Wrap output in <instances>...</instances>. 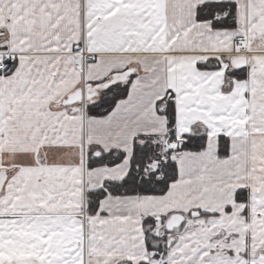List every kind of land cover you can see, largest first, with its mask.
I'll list each match as a JSON object with an SVG mask.
<instances>
[{"label":"snow or ice","instance_id":"snow-or-ice-1","mask_svg":"<svg viewBox=\"0 0 264 264\" xmlns=\"http://www.w3.org/2000/svg\"><path fill=\"white\" fill-rule=\"evenodd\" d=\"M0 264H264V0H0Z\"/></svg>","mask_w":264,"mask_h":264}]
</instances>
